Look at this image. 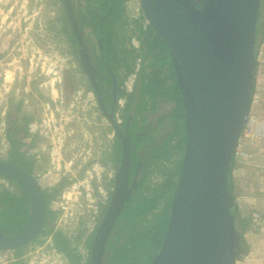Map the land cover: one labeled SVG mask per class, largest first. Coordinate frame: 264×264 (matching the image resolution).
Returning <instances> with one entry per match:
<instances>
[{
	"label": "water",
	"instance_id": "obj_1",
	"mask_svg": "<svg viewBox=\"0 0 264 264\" xmlns=\"http://www.w3.org/2000/svg\"><path fill=\"white\" fill-rule=\"evenodd\" d=\"M199 1L139 0L144 20L168 48L185 135L166 230L150 264H237L241 260L228 173L252 104L261 0ZM69 20L74 23L72 17ZM108 119L114 127L112 116ZM124 163L94 236L91 264H98L124 203L119 188L128 176ZM0 177L22 184L31 201L26 227L12 238L0 232V249H15L36 235L45 205L34 177L16 164L0 161Z\"/></svg>",
	"mask_w": 264,
	"mask_h": 264
},
{
	"label": "trees",
	"instance_id": "obj_2",
	"mask_svg": "<svg viewBox=\"0 0 264 264\" xmlns=\"http://www.w3.org/2000/svg\"><path fill=\"white\" fill-rule=\"evenodd\" d=\"M59 1L62 4V8H59V18L56 20L57 23H60L59 33L67 35L68 42H72L68 30L69 17H72L74 22H77L80 30L85 26L93 33L95 40L100 44L99 49L102 56V58L99 57L101 59L100 63L103 66L105 62L111 71V74H109L104 70V77L108 82H112V80L114 82V78L117 81L115 103L121 98L125 99L123 107L119 110L120 118L123 122L122 126L127 122V118L131 117L136 130L142 131V126L138 125V119H141L142 122L144 121L141 114L143 112L146 113L145 109L148 104H150V111H153L160 101H171L174 104L169 118L176 121V124L161 144L153 141L149 156H142V159L145 158L146 162L142 167L136 189L125 203L116 222L114 230L117 231V234L110 236L105 246L108 264H150L160 248L166 230L169 208L185 148L183 109L175 83L168 48L149 25L144 27L141 16L134 20L128 19L125 14L124 2L129 0ZM77 5L81 6L80 11ZM82 6L86 14L81 11ZM66 9L69 10L70 14H68ZM262 15L264 16V0H261L260 3L255 44L258 42L260 27L262 33H264ZM133 33H136V38L140 44L138 50L129 45ZM70 45L72 46V44ZM3 54L0 55V58ZM256 56L257 52L255 51V67L257 66ZM137 60L140 61L142 66L139 67L137 72L132 92L126 94L122 84L124 79L134 71ZM164 69L167 71L166 74ZM255 74L256 70H254L252 80V96L255 91ZM16 102L13 107L10 106L15 119L9 122L5 129L9 150L6 159H0V161L5 163H13L14 161L16 166L31 175L35 160L34 158H26L21 153L22 143L18 141L17 132L19 125L23 126L20 128L19 133L25 138L27 136L26 126L33 120L34 115L29 113L28 115L21 114L22 101L16 100ZM116 109L117 107L115 111ZM9 116L8 113L6 117ZM131 125H129V129H131ZM141 141V138H139L136 146ZM34 142L35 139L31 141L30 147H33ZM120 153V142L116 137L115 144L109 150L107 149V152L105 151L101 154L100 160L102 163L114 166L118 162ZM175 154L180 156L177 164L170 169H166V164L171 162ZM135 160L136 158L134 157ZM234 163L235 158L233 156L228 173V188L231 194L233 193L231 171ZM154 173H158L161 176V180L150 185L149 178ZM0 179L6 180L9 185L14 187V191H9L3 186L0 188V232L7 237H12L20 233L26 226L31 214V201L22 184L7 177H0ZM73 181L74 179L61 178L57 184L41 188L45 213L41 227L33 240L38 237L51 236L55 249L64 255L67 263L79 264V256L75 248L78 244L77 239L73 238L70 241L63 232L54 231V222L57 214L50 210V202L55 200ZM103 212H105L104 209H102ZM231 212L239 235L240 254L243 255L247 253V246H245L242 234L246 231L247 221L249 220L239 219L234 203L232 204ZM124 235V241L120 243L121 237ZM92 238V236L87 238L84 242V247L91 246ZM21 253V248L15 250L16 260L12 264H22L19 260ZM85 264H89V261L87 260Z\"/></svg>",
	"mask_w": 264,
	"mask_h": 264
},
{
	"label": "rangeland",
	"instance_id": "obj_3",
	"mask_svg": "<svg viewBox=\"0 0 264 264\" xmlns=\"http://www.w3.org/2000/svg\"><path fill=\"white\" fill-rule=\"evenodd\" d=\"M60 4L59 0H0V55L4 53L0 58V73L3 70H9L16 75L13 85L5 84V88L9 89L8 92H4L0 85V134H2L1 130L6 127L7 121L9 124L15 119L10 108L17 103L16 100L22 101L21 114H33V119H36L42 116V104L45 100H49L50 90L53 91L55 104L59 110L55 118L61 119L60 123L65 126V129L68 126L72 129L69 137L65 130L67 138L62 135L54 138L56 149L59 145L56 141L57 137L62 140L61 145H64L61 151L62 160L51 161L47 153L49 150L44 146L45 141L36 140L33 147H28L31 141L26 137L22 138L26 156L35 160L33 174L41 188L50 187L61 178H82L90 164L101 162V154L107 152L111 145L112 130L108 129L110 128L108 121L99 115L96 107H93L96 101L92 99V96L82 93L84 92V79L75 68L76 61L67 35L58 31L60 23L56 20L59 18V8H62ZM77 7L80 11L81 6L77 5ZM139 7V0L124 2L125 14L129 20L142 17ZM81 11L86 14L83 6ZM261 20H264L263 15ZM81 32L84 42L95 47L96 41L93 33L85 26L82 27ZM258 33V42L255 44L257 66L255 67L254 102L250 110L255 121L258 122V130L252 141H241L231 171L232 195L236 212L239 219L249 220L247 229L242 234L247 253L241 256L237 264H264V33L261 27ZM133 36H136V33L131 35ZM164 73H167L165 69ZM65 76L70 78L73 88L71 86L65 88ZM24 88L27 90L26 93ZM25 97L27 105L23 103ZM62 98L64 101L60 103ZM120 103L122 104L123 101L120 100ZM149 106L150 104L145 109L148 128H155L156 118L164 119V130L160 132L154 129L153 134L154 142L161 144L176 124V121L169 118L174 104L171 101H160L153 111H150ZM3 112L5 114L1 117ZM8 113L10 116L6 117ZM2 123L4 126L1 125ZM17 136L20 138L19 134ZM3 148L4 146L0 144V150L4 151ZM6 152L0 153L2 160L6 158ZM244 152L247 154L245 158ZM179 158L180 156L175 154L165 168L174 167ZM70 161L74 164L71 169L73 175L67 172L69 167L65 169ZM78 167L81 169H77ZM160 180L161 176L154 173L149 178V184L153 185ZM52 202L50 208L56 212V206ZM57 212L56 219L62 215L61 211ZM252 213L261 216L259 225L252 224L249 219ZM85 235V231L79 235L76 231V236L71 235L70 238H76L79 244L86 237ZM41 245L42 243L31 244L27 248L33 246L31 250H34ZM40 252H43L42 249L39 250ZM36 255V253L32 254L26 264H36L34 259ZM37 261H42V264L63 263L51 252V248Z\"/></svg>",
	"mask_w": 264,
	"mask_h": 264
},
{
	"label": "built area",
	"instance_id": "obj_4",
	"mask_svg": "<svg viewBox=\"0 0 264 264\" xmlns=\"http://www.w3.org/2000/svg\"><path fill=\"white\" fill-rule=\"evenodd\" d=\"M146 25L147 22L144 21V27ZM130 45L135 50L139 49L140 45L136 36L130 38ZM139 67L140 61H136L134 71L130 73L123 81L122 88L124 89L126 94L131 93L133 90ZM0 79L2 81L0 85L3 88V91L8 92L9 89L5 88V84H9L10 86L13 85L16 80V75L14 72H9V70H3V72L0 73ZM24 92H27L26 88H24ZM63 101L64 99L62 98L60 100V103H62ZM253 102L254 101L252 100V104ZM23 103L27 105L28 102L26 101V97L23 99ZM55 103L56 99L52 94V90H50L49 100H45L42 104V116L33 119L26 126V138L29 141L33 139H35V141H45L46 143L44 144V146L47 148V150H49L47 151V153L51 161L55 159L62 160L61 151L64 145H61L62 140L57 137L56 141L59 145L56 149L54 141L55 136L62 135L63 137L67 138L65 136V130L68 137L72 133V129L69 126L65 129V126L61 125L60 118V120L55 118V114L57 116L59 111L58 106ZM4 114L5 112L1 114V117H3ZM1 125L4 126V123H2ZM257 130L258 124L255 121V117L250 112L238 139L235 152L233 154L234 158H236L241 141H252L253 136L257 134ZM1 133L0 144L4 146V151H7L9 148V144L5 137L4 129L1 130ZM4 151L0 150V153H4ZM246 156L247 154L244 152V158ZM67 165L68 166H65V169L69 167V169H67V172H71V174L73 175V171L71 170L73 169V162L70 161ZM77 169L81 168L78 167ZM113 177L114 171L108 164L102 162H94L87 167L82 178H71L74 179V181L70 184V186L64 189V191L55 199V201L52 202L53 205L56 206V212L61 211L60 213L62 214L58 216L55 221V229H60L68 239H71V241L73 240V237L70 238V236H76V231L78 234H81L82 231H85L86 235L91 233L99 215V210L103 207H106L108 203L110 192L112 190L109 184L112 181ZM1 186L7 188V183L4 179L1 180ZM72 215H74V217H72ZM249 219L251 220L252 224L259 225L261 222V216L255 213H252ZM80 224L83 228L82 231L78 230V226ZM48 240L51 252H53L63 262L62 264H68L64 255L55 249L51 237H48ZM84 240L85 237L79 244L75 246L76 252L80 257L79 264H84L87 260V250L84 247ZM14 261L15 258L11 254L10 250H0V264H12Z\"/></svg>",
	"mask_w": 264,
	"mask_h": 264
},
{
	"label": "flooded vegetation",
	"instance_id": "obj_5",
	"mask_svg": "<svg viewBox=\"0 0 264 264\" xmlns=\"http://www.w3.org/2000/svg\"><path fill=\"white\" fill-rule=\"evenodd\" d=\"M68 30L70 33L69 34L70 38L72 39V42L70 43V44H72V46L70 45V48H71V51L73 53L74 60L76 61L75 68L78 70V72L81 74L82 78L84 79V92H82V93H85L87 96H92V99H94L96 101V104L93 107H96L98 112H99V115L103 119L108 121V124L110 127L108 129L112 130L110 147L113 144H115V138L116 137L118 138V140L120 142L121 153H120L118 162L115 163L114 166L109 164L110 167L114 170L113 189L115 188V180H116L118 172L121 168L122 162L125 161L124 164L127 165V168H126L127 172H128L127 180L125 179L124 182L123 181L119 182V188H120V193H121V197H122L121 200L124 203H123L122 208H121L119 214L117 215V217H116V219H115V221H114V223H113V225L109 231V234L107 236V239H106V242L104 245V249H103L102 254L100 255V258L98 261V264H108V261L106 259V247H105L107 240L109 239L110 236L117 234V231L114 230V227L116 226V222L118 221L119 215H120L121 211L123 210L125 203L128 201L130 196H132L133 192L135 191L136 184L138 183V181L140 179L142 167L145 165V162H146V159L145 158L142 159V156L143 155L145 157L149 156V153L152 150L151 144L155 140V139H153L154 138L153 134L155 132L154 129L162 132L164 130L163 129L164 119L161 117L156 118L157 123L155 125V128H151V127L148 128L149 125L147 122V116H146V113L143 112L141 114V116H142V118H144V121L142 122L141 119H138V122H139L138 125L142 126L141 127L142 131L136 130V127L133 126L134 122L131 119V117H129V119L127 118V122L124 124V126H122L123 122L119 121L120 123H118V125L116 127H113L108 118L110 117V115L113 117L115 113L117 114V116H119L120 115L119 110H120V108L123 107L124 103L121 106H119L118 103H115L116 102L115 101V89H116V83H117L116 79L113 77L114 82H113V80H112V82H108L107 79L104 77V70H105V72L107 71L109 74H111V71L105 62H104L103 66H102V63H100L101 59L99 57L102 58V56L100 54V49H99L100 44L97 43L96 40H95L96 41L95 47L90 43H88V44L85 43L83 38H82V32L79 29L77 22L73 23V21L69 20ZM74 34H76L78 38ZM94 48L96 50H94ZM64 86H65V88H66V86H68V87L71 86L73 88V85L71 84L70 78L68 76H65V78H64ZM116 107H117V109L115 111ZM129 125H131V129H129ZM7 126H8V121H7L6 127ZM6 127L4 128V132H5ZM21 127H23V126L19 125L18 132H17V135L19 134L20 138L18 136L17 137L19 138L18 141L23 143L22 138H24V137L21 136V134L19 133ZM139 138H141L142 141L138 144V146H136V143H137ZM30 141H32V140H30ZM30 144H31V142L29 143L28 147H30ZM8 150H9V148H8ZM20 151L22 154H24V156L26 158H29V159L32 158V157L26 156V150L23 149V146L21 147ZM134 157L136 158L135 161H134ZM125 159H127V160H125ZM9 164H16V162L13 161V163H9ZM34 167H35V165L33 166V169H34ZM31 175L34 177V179L37 182V179L35 178V176L33 174V170H32ZM5 182L7 183V188L6 187L5 188L9 191H14V187L9 185V183L6 180H5ZM37 184L40 187L38 182H37ZM111 195H112V192L110 193V197H109V200H108L106 207H103L99 210V215L97 217L96 223L93 226L94 228L92 229L91 233H89L85 237V241L87 240V238L89 236L93 237L91 246L87 247V257H88L89 264H91L90 260H91V255H92V245H93L94 236H95V233L97 232L100 224L102 223V221L105 218L108 204L111 201ZM102 209H104L105 212L102 213ZM78 230H80V231L83 230V228L81 227V224L78 226ZM57 231L62 232L60 229H58ZM4 237L12 238L14 236L7 237L4 235ZM124 237H125V235L123 237H121L120 243L122 241H124ZM34 238H35V236L32 239H30L26 244H24L20 247H17L15 249H5V250H10L11 254L15 258V250L18 248H21L22 253H21L19 260L21 261L22 264H26V262H28V259H30V257L32 256V254L36 253L37 255L34 256L35 263L36 264H42L43 262L37 261V259H41V257L44 256L45 252H48V250H50L49 240L47 237H38L36 240H33ZM70 241H71V239H70ZM41 243H42V245L38 246L37 249L31 250L32 248H34L33 246L27 248L31 244H41ZM40 249H42L43 252L39 253ZM15 260H16V258H15ZM17 260H18V258H17Z\"/></svg>",
	"mask_w": 264,
	"mask_h": 264
},
{
	"label": "clouds",
	"instance_id": "obj_6",
	"mask_svg": "<svg viewBox=\"0 0 264 264\" xmlns=\"http://www.w3.org/2000/svg\"><path fill=\"white\" fill-rule=\"evenodd\" d=\"M141 11V10H140ZM142 18H143V16H142ZM143 20H144V18H143ZM145 21V20H144ZM148 25V24H147ZM146 25V26H147ZM129 45H130V41H129ZM140 45V44H139ZM131 46V45H130ZM125 80V79H124ZM136 82V81H135ZM135 84V83H134ZM133 88H134V86H133ZM120 100H122L123 101V103H124V101H125V99L124 98H121V99H119L118 101H117V103H118V105L119 106H121L122 104L120 103ZM252 100H253V96H252ZM251 106H252V104H251ZM250 110H251V107H250ZM250 113V112H249ZM112 119L114 120V122H115V126H117L118 125V123H120L121 122V118H120V115L119 116H117V114L115 113L114 114V116L112 117ZM120 121V122H119ZM111 123V122H110ZM112 125V124H111ZM114 126V127H115ZM110 130V129H109ZM7 152H8V150H7ZM6 152V153H7ZM183 157V156H182ZM182 160V159H181ZM110 166V165H109ZM114 171V170H113ZM113 179H114V177H113ZM113 179H112V181L110 182V187L112 188V190H111V192L113 191ZM110 192V193H111ZM50 210H51V208H50ZM52 211V210H51ZM55 221H56V219H55ZM54 231H57V229H55V222H54ZM82 233V232H81ZM48 237H51V236H47V238ZM66 237V236H65ZM67 238V237H66ZM51 239H52V237H51ZM0 250H5V249H0ZM242 256V255H241ZM87 260H88V257H87ZM86 260V261H87Z\"/></svg>",
	"mask_w": 264,
	"mask_h": 264
},
{
	"label": "bare ground",
	"instance_id": "obj_7",
	"mask_svg": "<svg viewBox=\"0 0 264 264\" xmlns=\"http://www.w3.org/2000/svg\"><path fill=\"white\" fill-rule=\"evenodd\" d=\"M52 93H53V91H52ZM50 203H51V202H50ZM84 242H85V240H84ZM85 248H86V247H85ZM86 250H87V248H86ZM86 262H87V261H85V263H86ZM79 263H80V257H79ZM85 263H84V264H85Z\"/></svg>",
	"mask_w": 264,
	"mask_h": 264
},
{
	"label": "crops",
	"instance_id": "obj_8",
	"mask_svg": "<svg viewBox=\"0 0 264 264\" xmlns=\"http://www.w3.org/2000/svg\"><path fill=\"white\" fill-rule=\"evenodd\" d=\"M257 124H258V122H257ZM7 142H8V141H7ZM2 154H3V153H2ZM2 154H0V156H1L0 159L2 158ZM6 155H7V153H6ZM5 159H6V158H5Z\"/></svg>",
	"mask_w": 264,
	"mask_h": 264
}]
</instances>
